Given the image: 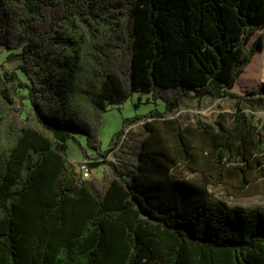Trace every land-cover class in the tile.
<instances>
[{
	"label": "trees",
	"instance_id": "obj_1",
	"mask_svg": "<svg viewBox=\"0 0 264 264\" xmlns=\"http://www.w3.org/2000/svg\"><path fill=\"white\" fill-rule=\"evenodd\" d=\"M259 28L264 0H0V46L16 62L0 63V264H264V208L226 207L207 189L244 193L263 164L241 105L264 107V94L231 90L263 46L261 34L248 46ZM138 92L164 109L123 118L102 148L103 113ZM207 95L235 100L228 125L224 112L217 128L169 116ZM142 119L124 174L108 155ZM78 134L101 176L68 160ZM178 164L203 182L175 176Z\"/></svg>",
	"mask_w": 264,
	"mask_h": 264
},
{
	"label": "rangeland",
	"instance_id": "obj_2",
	"mask_svg": "<svg viewBox=\"0 0 264 264\" xmlns=\"http://www.w3.org/2000/svg\"><path fill=\"white\" fill-rule=\"evenodd\" d=\"M263 35V46L258 49L250 63L244 68L243 72L237 78L233 88L234 92L245 94L247 91L254 89L255 91L264 94V28H259L251 37L248 46L250 47L254 40ZM10 51L0 46V63L8 67H15L16 62L8 59ZM20 77L22 75L19 73ZM22 92V91H21ZM140 96V104L137 108L133 103L137 101V96ZM157 108L164 109V102L160 99L153 100L150 93H134L133 96L120 104H113L109 106L108 110L103 113L101 124L99 127V140L102 148H106L115 133L122 127V120L126 117H131L134 114H145L149 110ZM241 108L248 114L252 115V121L259 129L262 135V148H264V107L257 105L253 108L245 104ZM235 110V100L228 97L215 98L210 95L203 97L202 100L191 98H182L179 108L169 116H175L183 124H195L197 120H201L206 124H210L217 128L215 118L219 112H224L225 121L228 125L230 123V115ZM144 119L132 124L129 130L123 132L120 138V144L108 157L115 162L124 174H129L133 168L137 153L140 148L141 140L145 135L142 122ZM76 141L70 140L68 142V159L74 161L83 156V158L76 160L74 164L78 166L81 163L89 161L95 156V151L90 145V139L84 134L76 135ZM264 153V149H263ZM86 155V156H85ZM86 160V161H84ZM263 164L256 170L250 173L251 183L244 193H236L233 187L222 184H208L207 189L209 197L212 201L224 204L226 207L238 206L245 209L262 207L264 208V155ZM107 166L103 165L99 168L93 169L91 174L101 176L102 172L106 170ZM173 174L179 178H188L196 182H203L200 173L191 172L182 164H178L172 170Z\"/></svg>",
	"mask_w": 264,
	"mask_h": 264
},
{
	"label": "crops",
	"instance_id": "obj_3",
	"mask_svg": "<svg viewBox=\"0 0 264 264\" xmlns=\"http://www.w3.org/2000/svg\"><path fill=\"white\" fill-rule=\"evenodd\" d=\"M138 97V96H137ZM136 97V98H137ZM192 99V98H191ZM203 99V98H202ZM201 99V100H202ZM181 101H182V99H181ZM180 101V102H181ZM132 125H128L125 129H124V131L123 132H126V130H129L130 129V127H131ZM120 144V140H118L117 141V146ZM117 146H116V148H117ZM115 148V149H116ZM115 149H113V150H115ZM113 150L110 152V153H112L113 152ZM81 158H83V156H81V157H79V158H77L76 160H79V159H81ZM108 158H110V157H108ZM71 163H74V162H76V160L74 161V159L72 160V159H68ZM84 161H86V160H84ZM136 163H137V159H136V162H135V164H134V166H133V168L130 170V175H132V173L134 172V170H135V166H136ZM103 166V165H102ZM101 167V166H100ZM91 172H92V170H91Z\"/></svg>",
	"mask_w": 264,
	"mask_h": 264
},
{
	"label": "built area",
	"instance_id": "obj_4",
	"mask_svg": "<svg viewBox=\"0 0 264 264\" xmlns=\"http://www.w3.org/2000/svg\"><path fill=\"white\" fill-rule=\"evenodd\" d=\"M77 170H79L82 173V176L84 178H89L91 176L90 170L87 168V166L84 163H81L77 166Z\"/></svg>",
	"mask_w": 264,
	"mask_h": 264
}]
</instances>
